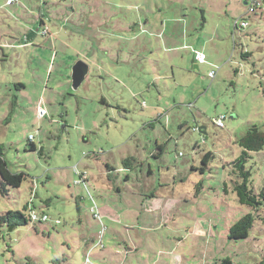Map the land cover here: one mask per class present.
I'll list each match as a JSON object with an SVG mask.
<instances>
[{"label": "rangeland", "instance_id": "obj_1", "mask_svg": "<svg viewBox=\"0 0 264 264\" xmlns=\"http://www.w3.org/2000/svg\"><path fill=\"white\" fill-rule=\"evenodd\" d=\"M247 9L0 0V144L9 168L27 174L0 192V215L49 217L2 227L0 264H259L264 221L247 239L228 238L251 210L233 190L239 141L252 125L264 131V0ZM16 38L30 46L5 44ZM79 60L89 72L74 88ZM22 80L28 89L16 94ZM251 155L259 190L264 150Z\"/></svg>", "mask_w": 264, "mask_h": 264}, {"label": "trees", "instance_id": "obj_2", "mask_svg": "<svg viewBox=\"0 0 264 264\" xmlns=\"http://www.w3.org/2000/svg\"><path fill=\"white\" fill-rule=\"evenodd\" d=\"M260 6L261 0L257 9ZM250 54L248 50H243L242 52L243 57L248 58ZM239 144L243 150L241 155L233 162V172L239 178V180L235 181L233 190L238 197L239 203L248 206L251 210L229 228L228 238L233 241L247 239L251 231L254 230L255 224L259 220L264 221V187L259 190L256 189L253 184L254 181L251 179L252 172L247 168V163L252 158L251 152L264 150V131L257 125H252L248 132L240 139ZM30 148L34 150L35 145L31 143ZM211 156V152L206 154L203 159L205 165L208 163V157ZM26 176L27 174L23 171L13 172L9 168L8 162L3 155V147L0 144V192L3 195H8L9 189L11 187L19 188L26 179ZM31 221L30 212L26 214L23 211L10 210L0 215V230L5 226L14 228L20 225H27ZM224 264L233 263L229 259H225ZM259 264H264V257Z\"/></svg>", "mask_w": 264, "mask_h": 264}, {"label": "built area", "instance_id": "obj_3", "mask_svg": "<svg viewBox=\"0 0 264 264\" xmlns=\"http://www.w3.org/2000/svg\"><path fill=\"white\" fill-rule=\"evenodd\" d=\"M17 1L18 0H7V3L13 4L14 2H17ZM246 2H247V6H248V9H247L248 13L255 12L257 10V7L260 5V0H247ZM236 26L246 27V26H248V22L244 18L239 23L236 22ZM42 34L45 36L49 34V30L47 27L43 28ZM194 57H195V60L197 63H204L205 62V54L196 52ZM209 75L213 76V73L210 72ZM44 112H46V111L44 109H42L40 113L43 114ZM223 119H225L224 115L220 116L217 119L218 126H223ZM95 214H97V213H95ZM30 216H31L32 221L45 222V221L49 220L48 215L43 214L42 216H38L35 211H31ZM99 244H101V241ZM85 264H91V259L89 258V256L87 257Z\"/></svg>", "mask_w": 264, "mask_h": 264}, {"label": "water", "instance_id": "obj_4", "mask_svg": "<svg viewBox=\"0 0 264 264\" xmlns=\"http://www.w3.org/2000/svg\"><path fill=\"white\" fill-rule=\"evenodd\" d=\"M37 30L38 29H35V31ZM88 72H89L88 64L80 60L75 62V64L72 66V86L74 88H78L80 84L84 81V79L86 78ZM203 129H204L203 127L199 128V130H203Z\"/></svg>", "mask_w": 264, "mask_h": 264}, {"label": "crops", "instance_id": "obj_5", "mask_svg": "<svg viewBox=\"0 0 264 264\" xmlns=\"http://www.w3.org/2000/svg\"><path fill=\"white\" fill-rule=\"evenodd\" d=\"M8 4V3H7ZM41 17H42V15H41ZM41 21H43L42 19L40 20V22ZM41 24V23H40ZM42 24H44L45 25V23H44V21H43V23ZM43 28H46V27H43ZM43 30V29H42ZM42 30H41V33H42ZM30 35L28 36V39H30V38H32V36L35 34L32 30H30ZM2 40V39H1ZM16 40H17V42H13V41H9V43H5L9 48H16V47H19L20 46V48H22V46L23 47H28V46H30L29 45V42H22V43H19L18 41V38H16ZM194 59H195V57H194ZM196 61V60H195ZM196 66H198V65H196ZM18 83H16V82H14L15 83V85H16V94H18V93H22V94H25V91H27V89H28V87H27V85H26V82L24 81V80H22V81H17ZM16 96V95H15ZM18 96H16L15 97V100H18ZM45 110V109H44ZM46 111V110H45ZM8 112V111H7ZM6 112V113H7ZM130 250H132V249H130Z\"/></svg>", "mask_w": 264, "mask_h": 264}]
</instances>
